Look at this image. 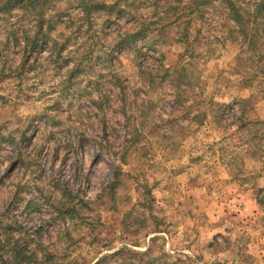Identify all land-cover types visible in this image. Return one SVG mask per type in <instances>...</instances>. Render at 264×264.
<instances>
[{"label":"rangeland","instance_id":"rangeland-1","mask_svg":"<svg viewBox=\"0 0 264 264\" xmlns=\"http://www.w3.org/2000/svg\"><path fill=\"white\" fill-rule=\"evenodd\" d=\"M6 1L0 264H264L259 23L217 0Z\"/></svg>","mask_w":264,"mask_h":264},{"label":"trees","instance_id":"trees-1","mask_svg":"<svg viewBox=\"0 0 264 264\" xmlns=\"http://www.w3.org/2000/svg\"><path fill=\"white\" fill-rule=\"evenodd\" d=\"M47 0H7L4 9L9 10L12 9L16 5H21L23 3H28L30 6H35L36 4L42 5ZM220 3H224L227 8L228 15L227 20L233 21L238 26L242 28L250 25V23L254 24V22L259 23L261 26V32L264 35V0H241L244 1L246 5V9L237 5L238 0H217ZM196 6H200L199 4L212 3L213 0H196ZM92 7L97 10H102L104 7V3L102 1L94 3ZM145 28H140L138 31L130 33L120 39L119 46L123 45H135L138 41L145 40ZM33 47L36 45V41H33ZM263 70V69H262ZM262 72V71H261ZM11 261H5V264H19V263H36L35 253L34 251H26V249H18L12 251L10 254Z\"/></svg>","mask_w":264,"mask_h":264}]
</instances>
